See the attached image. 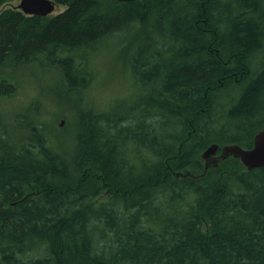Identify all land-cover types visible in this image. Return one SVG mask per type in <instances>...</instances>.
I'll use <instances>...</instances> for the list:
<instances>
[{"label":"trees","instance_id":"1","mask_svg":"<svg viewBox=\"0 0 264 264\" xmlns=\"http://www.w3.org/2000/svg\"><path fill=\"white\" fill-rule=\"evenodd\" d=\"M55 1V16L0 11V100L51 67L54 123L69 119L55 137L28 116L20 136L0 131V264H264V168L175 174L264 130V0ZM152 18L130 102H87L90 53Z\"/></svg>","mask_w":264,"mask_h":264},{"label":"rangeland","instance_id":"2","mask_svg":"<svg viewBox=\"0 0 264 264\" xmlns=\"http://www.w3.org/2000/svg\"><path fill=\"white\" fill-rule=\"evenodd\" d=\"M20 2L21 0H14L2 7L0 11L18 6ZM65 9V6H58L52 16L58 15ZM149 21L151 25L147 27L138 24L116 33L90 53L96 75L92 88L87 93V102H93L100 109H110L116 102L117 105L125 104V101L130 102L131 92L128 89L131 90L130 79L134 74L130 73L126 64L132 54L149 46L145 41L152 34L157 23L155 18ZM24 75H28L31 82L23 81L16 95L6 96L0 100V118L5 125L4 127L0 125V131H5L10 138L18 137L28 124L29 118L35 123H45L50 130L55 126L52 135L54 137L59 135L58 130L64 129L69 119L65 114L54 123L55 114L62 109L58 103L54 102L55 98L51 99V96L61 94V88H59L56 78L57 72L51 67H41L39 64H35L25 69ZM42 91H46L44 99L39 95ZM36 103L41 105V112H44L41 115L37 113L36 106L38 104ZM62 121H64V125L60 126ZM64 135H68V132L66 131ZM64 139L67 141L66 138Z\"/></svg>","mask_w":264,"mask_h":264},{"label":"water","instance_id":"3","mask_svg":"<svg viewBox=\"0 0 264 264\" xmlns=\"http://www.w3.org/2000/svg\"><path fill=\"white\" fill-rule=\"evenodd\" d=\"M119 2H133L136 0H118ZM58 4L55 0H21L18 6L12 7L22 11L28 16L52 15ZM64 125L62 121L61 126ZM204 172L194 174L191 171L175 173L178 178H201L206 176L211 168H218L220 164L229 158L239 159L248 171L264 168V130L259 131L251 148H244L239 144L220 146L217 143L210 145L202 154Z\"/></svg>","mask_w":264,"mask_h":264},{"label":"flooded vegetation","instance_id":"4","mask_svg":"<svg viewBox=\"0 0 264 264\" xmlns=\"http://www.w3.org/2000/svg\"><path fill=\"white\" fill-rule=\"evenodd\" d=\"M142 0H136V1H133V2H141ZM121 3H126V2H121Z\"/></svg>","mask_w":264,"mask_h":264},{"label":"bare ground","instance_id":"5","mask_svg":"<svg viewBox=\"0 0 264 264\" xmlns=\"http://www.w3.org/2000/svg\"><path fill=\"white\" fill-rule=\"evenodd\" d=\"M192 3H193V2H192ZM192 6H193V5H192ZM192 6H191V7H192ZM202 19H203V18H202ZM150 37H151V36H150ZM159 38H160V37H159ZM162 38H163V37H162ZM171 39H172V38H171ZM161 40H162V39H161ZM151 42H152V41H151ZM165 42H166V41H165ZM165 44H167V42H166ZM155 46H156V45H155ZM147 50H148V49H147ZM149 54H150V53H149Z\"/></svg>","mask_w":264,"mask_h":264}]
</instances>
